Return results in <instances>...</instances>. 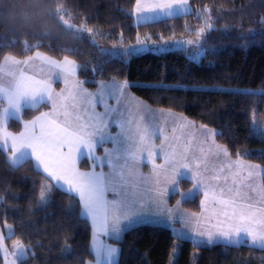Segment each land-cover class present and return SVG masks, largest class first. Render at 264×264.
Masks as SVG:
<instances>
[{"label": "snow or ice", "instance_id": "obj_1", "mask_svg": "<svg viewBox=\"0 0 264 264\" xmlns=\"http://www.w3.org/2000/svg\"><path fill=\"white\" fill-rule=\"evenodd\" d=\"M31 8L32 15L22 11L19 18L34 31L48 20L62 22L65 29H74L77 34L84 29V25L77 28L65 19L71 13L63 3L52 7L36 0ZM190 11L189 0H135L129 15L139 24ZM202 11L205 27L196 30L195 39L177 41L193 46L197 56L202 54L207 33L214 29L210 9L205 6ZM88 31L96 34L93 29ZM37 34L48 33L45 29ZM144 43L138 36L137 45ZM30 47L37 48L31 56L20 59L5 53L0 59V152L10 148L7 163L13 168L33 160L46 174L51 182L41 185L38 205H47L53 188L78 197L79 214L90 221L89 253L94 257L82 264H113L119 250L101 237L118 238L125 229L147 219L173 226L179 223L197 243L202 239L211 245L219 239L239 246L246 239L250 246L264 250V181L256 182L257 176H264V167L246 164L241 156L248 153L238 151L233 160L227 146L215 140L220 133L203 124L197 128L171 109H151L128 92L133 85L127 80L99 81L97 90L89 91L84 87L87 81L76 78L80 65L75 60L67 55L62 60L50 57L38 50L39 43L26 44V49ZM135 51L137 47L131 46L122 54ZM37 60L40 71L33 72ZM60 80L64 87L57 92L53 84ZM44 104L50 105L48 111L31 120L22 119L26 109L35 110ZM11 120L22 122L23 130L9 132ZM113 126L117 131H112ZM259 131L260 125L253 119L251 132L255 135ZM109 142L111 147L105 146ZM98 148L103 149L100 154ZM158 157L162 164L156 163ZM79 158L90 162L88 170L77 167ZM144 162L151 164L147 174L141 170ZM181 178L190 179L192 187L168 207V197ZM199 192L203 193L200 213L184 211L182 202ZM5 227L10 234L13 226ZM173 231L178 239L184 238L180 229L173 227ZM4 240L0 234L5 264H22L30 246L16 240L9 252ZM68 240L65 237L64 251L70 250ZM177 251L174 244L169 264H173ZM8 256L15 259L8 260Z\"/></svg>", "mask_w": 264, "mask_h": 264}, {"label": "trees", "instance_id": "obj_2", "mask_svg": "<svg viewBox=\"0 0 264 264\" xmlns=\"http://www.w3.org/2000/svg\"><path fill=\"white\" fill-rule=\"evenodd\" d=\"M35 2L0 0V59L5 53L18 58L30 56L37 48L26 49V44L39 43L40 52L75 60L80 65L77 77L87 81V87L112 78L127 80L133 85L130 90L150 105L183 113L217 129L220 135L215 136L216 140L227 146L231 157L236 158L238 151L248 153L241 158L264 165V137L251 132L253 119L264 120V0H190L192 11L187 14L139 24L129 15L135 0H40L44 6L63 3L71 13L65 19L77 28L84 25L79 34L54 20L34 31L19 15L22 11L32 15L31 5ZM205 6L214 18V29L203 41L204 52L199 60L191 58L183 48L118 56L104 53L95 43L98 39L109 44H131L138 36L160 41L195 33L205 27ZM45 29L47 35L37 34ZM89 29L96 34L89 33ZM47 106L26 109L22 119L32 118ZM8 127L17 132L22 122L11 120ZM8 155L9 152H0V225H13V233L5 238L9 251L13 242L20 240L30 246L22 264H82L93 259L89 253L91 225L79 214L78 197L53 188L47 205H38L41 185L51 181L33 160L11 167ZM191 185L190 179L182 178L179 191L170 199L179 197ZM200 200L198 193L182 205L199 211ZM65 237L69 238V251L63 250ZM176 241L178 264H191L194 250V264H264V250L254 245L195 244L189 238L178 239L170 226L157 223H140L126 229L115 241L120 252L114 264H169V253Z\"/></svg>", "mask_w": 264, "mask_h": 264}, {"label": "rangeland", "instance_id": "obj_3", "mask_svg": "<svg viewBox=\"0 0 264 264\" xmlns=\"http://www.w3.org/2000/svg\"><path fill=\"white\" fill-rule=\"evenodd\" d=\"M189 7H190V9H191V11H192V6H191V4H190V0H189ZM163 18V17H162ZM134 22H136L137 23V20H136V17L134 16ZM195 36H196V32L195 33H192V34H186V35H184V36H181V37H176V38H172V39H165V40H160V41H150V40H147V38H145V37H140L139 39L140 40H142V41H145V43L144 44H142V45H137V41L136 42H134V43H131V44H109V43H105V42H103V41H99L98 39H96L95 40V43L97 44V46L104 52V53H109V54H112V55H118V56H123V55H127V54H122V53H124V51L126 50V49H129L131 46H136L137 47V49H138V51H135V52H133L131 55H133V54H137V53H140V52H144V51H166V50H171V49H177V48H183V49H185L186 50V52H187V54L191 57V58H193V59H195V60H199L200 59V57L202 56V54H203V52H204V46H203V49H202V54L201 55H195L194 54V52H193V50H192V48H193V46H189V45H187V44H183V43H177V41H180V42H182V41H184V40H187V39H195ZM165 41H169L168 43H165ZM115 46V47H114ZM46 54V53H45ZM33 55V54H32ZM48 55V54H47ZM31 56V55H30ZM48 56H50V55H48ZM129 56V55H128ZM50 57H53V56H50ZM53 58H55V59H57V60H62L63 59V57L62 58H57V57H53ZM71 59V58H70ZM37 63H40V61L39 60H37V61H35L34 62V64H35V67L33 68L36 72H39L40 71V65H38ZM47 69L45 68V71H46ZM111 80V79H110ZM110 80H108V81H110ZM117 82H123V81H125V80H119V79H115ZM60 82H61V84H62V87L61 88H63L64 87V84H63V81L62 80H60ZM158 84H164V85H179V84H174V83H158ZM55 85H57V82H55ZM54 84H53V87H54V89L58 92L60 89L58 88V87H56ZM98 86H99V84L98 85H96L95 87H87L86 85H84V87L85 88H87L89 91H96L97 90V88H98ZM199 87H203V88H209V89H224V88H228V86H223V85H199ZM128 92L129 93H131V95L133 96V97H135V98H138L139 99V101H142L143 103H145L147 106H149L151 109H153V110H159V109H166V108H161V107H155V106H152V105H150L149 103H147L146 101H144L143 99H141L140 97H138L136 94H134L131 90H130V88L128 89ZM110 102H113V101H110ZM49 108H50V105L48 106V107H45L44 109L46 110H49ZM98 110H102V109H99L98 108ZM172 112L173 113H175V114H182L184 117H186L187 118V120H189V121H192V122H194L195 124H196V126H197V128H199V126L201 125V123H198V122H195L194 120H191V119H189L186 115H184L183 113H180V112H177V111H174V110H172ZM169 119H171V116L169 117ZM257 122H258V124L260 125V128H261V131H259V133H261V135L264 137V120L263 121H258V120H256ZM252 125V124H251ZM208 128L209 129H213L215 132H217V129H215V128H213V127H209L208 126ZM171 130V126L169 127V131ZM112 131L113 132H115V131H117V129L116 128H112ZM177 134H179V133H177ZM215 140H216V137H215ZM157 143H159V140H157L156 141ZM216 142L217 143H219L217 140H216ZM111 143L109 142L108 144H106L105 146H109V147H111V145H110ZM219 144H221V143H219ZM102 148H98V152L99 153H101L102 152ZM232 158V157H231ZM161 159V164L163 163V159L162 158H160ZM232 159H234V158H232ZM246 164H248V163H251V164H258V165H261L262 167H264V165H262V164H259V163H257V162H254V161H252V160H249V159H245V158H241ZM156 163H157V159H156ZM82 164L84 165L85 164V162L84 161H82ZM158 164V163H157ZM146 165L148 166V167H150L151 168V164L150 163H147L146 162ZM151 170V169H150ZM182 179V178H181ZM180 179V180H181ZM188 179V178H187ZM179 180V181H180ZM262 181V176H257L256 177V182L257 183H260ZM192 187V185L189 187V188H187L186 190H184V191H182V192H186L188 189H190ZM176 191H179V182L177 183V185H176ZM175 191V192H176ZM174 192V193H175ZM200 193V192H199ZM173 194V193H172ZM196 194H198V193H196ZM195 194V195H196ZM109 195H111V194H109ZM171 195V194H170ZM194 195V196H195ZM180 196V195H179ZM174 198H178V197H174ZM174 198H173V200H174ZM203 198V193L201 192V194H200V199H202ZM180 199H181V197H180ZM173 200H171L170 199V201H173ZM182 205V204H181ZM167 206L168 207H171V205L167 202ZM182 209L184 208V210L186 209V211L188 210V211H191V210H189V209H187V208H185V207H183V205H182V207H181ZM201 210V209H200ZM142 223H153L152 221H151V219H147V220H145L144 222H142ZM6 224H8V225H12V224H10V223H4L3 225H0V234H3L4 236H5V238L7 237V236H9V235H11L12 233H13V229H12V231H11V233L9 234V230L5 227V225ZM157 224H160V223H157ZM164 225H168V226H170L171 228H172V225H169V224H164ZM13 226V225H12ZM173 229V228H172ZM126 230V229H125ZM125 230L123 231V232H125ZM123 232H121L120 233V235H122L123 234ZM195 244H201V242L199 241V243H197L196 241H194V240H192ZM218 241V240H217ZM219 241H221V240H219ZM245 243H247L246 242V240L244 241ZM4 243H5V245L7 246V244H6V241L4 240ZM216 243V242H215ZM223 243V242H222ZM226 243H229L228 241H226ZM175 244L176 245H178L179 246V242H175ZM207 244V243H206ZM7 248H8V246H7ZM8 250H9V248H8ZM10 252V251H9ZM1 254V256H2V258H3V264H5V258H4V255H3V253H0ZM196 256H197V250H194L193 251V253H192V257H191V264H194V262H195V260H196ZM176 257H177V253H176V256L173 258V264H174V262H175V260H176ZM94 258V257H93ZM8 260H11V259H15L14 257H12V256H8V258H7Z\"/></svg>", "mask_w": 264, "mask_h": 264}, {"label": "crops", "instance_id": "obj_4", "mask_svg": "<svg viewBox=\"0 0 264 264\" xmlns=\"http://www.w3.org/2000/svg\"><path fill=\"white\" fill-rule=\"evenodd\" d=\"M20 59H23V58H20ZM38 65H40V63H37ZM32 71L33 72H36L34 69H32ZM77 79H79L78 77H76ZM54 85H55V83H54ZM56 87H58L59 89L62 87V84H61V82L60 81H58L57 82V85H55ZM3 105H0V107H2ZM49 106V105H48ZM47 106V107H48ZM45 111H48L47 109L45 110H43V111H41V112H45ZM41 112H39L38 114H36L35 116H39L40 115V113ZM34 117V116H33ZM32 117V118H33ZM32 118H30V119H28V120H31ZM115 128V126H113V129ZM23 130V123H22V127H21V129L19 130V131H17V132H15V131H12L9 127H8V131L9 132H12V133H19L20 131H22ZM111 145V144H110ZM107 147H109V146H107ZM9 155H10V148H9ZM98 154H100L99 152H98ZM232 158H234V157H232ZM236 158H234L233 160H235ZM82 161H84L85 162V164L83 165L82 164ZM34 162V164H35V166H36V162L35 161H33ZM157 163L158 164H161V159H160V157H158L157 158ZM37 167V166H36ZM77 167L81 170V171H84V170H88L89 169V167H90V162L86 159V158H79L78 160H77ZM38 168V167H37ZM40 171H42V169H40V168H38ZM150 167H148L147 165H146V162H144V163H142L141 164V170H142V172L143 173H145V174H147V173H149L150 172ZM97 170H99V169H97ZM105 170H107V167L105 166ZM43 172V171H42ZM46 175V174H45ZM67 186H65V188H66ZM200 194H201V192H200ZM180 199V196L178 197V198H174V200L173 201H170V195H169V197H168V203L171 205V206H173V205H175L176 204V202H177V200H179ZM181 207H182V205H181ZM183 210H184V208H183ZM184 211H186V209L184 210ZM200 211L201 210H199V211H186V212H188V213H200ZM160 224H168V223H166V222H163V223H160ZM176 228V229H180L183 233H184V238H189V239H191V240H193V238H192V235H191V233L187 230V229H181V226H180V224L179 223H176L174 226L172 225V228ZM123 234H124V232H123ZM123 234L122 235H119V237L118 238H116V237H101L103 240H105V242L106 243H109V244H113L114 246H116L117 248H118V253L116 254V256L115 257H113V264L118 260V257H119V252H120V246H119V244L118 243H116L115 241H117V240H119V239H121L122 238V236H123ZM246 240V239H245ZM200 242H201V244H204V243H206V241H204V240H200ZM215 242H223V243H226V241H224V240H221V241H219V239H218V241L216 240V241H214L213 243H215ZM244 241H242V243H243Z\"/></svg>", "mask_w": 264, "mask_h": 264}]
</instances>
